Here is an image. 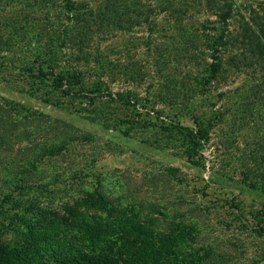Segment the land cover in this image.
Returning a JSON list of instances; mask_svg holds the SVG:
<instances>
[{"label":"rangeland","instance_id":"1","mask_svg":"<svg viewBox=\"0 0 264 264\" xmlns=\"http://www.w3.org/2000/svg\"><path fill=\"white\" fill-rule=\"evenodd\" d=\"M72 1L87 12L88 19L100 7L106 11L110 0ZM139 1L151 23L135 25L137 20L128 17V11L136 0H122L126 5L123 28L107 27L89 32V37L84 33L76 37L77 26L71 29L76 34L72 39L64 31L65 24L74 25L65 0H0V115L8 122V128L0 131L1 177L13 179L11 167L25 163L22 147L55 144L56 136L63 133L82 138L90 135L89 142L83 138L74 143L64 156L42 159L28 154L31 160L39 157L35 165L42 171L31 181L58 190L48 193L50 198L43 205L61 211L73 199L74 188L64 189L72 184L70 171L89 167L82 178L91 173L90 180L103 179L113 203L128 204L132 198L126 190L137 192L138 202L144 203L148 212H155L157 229H165L174 218L194 225L191 233L195 238L188 248L200 250L206 261L264 264V232L259 230L264 222L253 215L264 211V194L243 183V165L252 161V153L264 137V104L246 99L250 75L231 70L224 80L212 85L208 97L199 92L191 101L206 117L223 113L221 119L213 120L211 139L200 148V165L196 166L186 159L178 143L153 129L125 137L112 127L93 122L102 114L124 118V112L135 114V109L125 111L109 97L97 99L95 105L79 97H65L55 89L53 76L45 79L40 72L75 69L93 83L96 72L106 69L107 91L137 96L152 110L148 116L143 112L145 120L159 115L164 122L180 119L185 127H195V116L186 112L183 103L192 98L187 95L191 89L198 90L201 65L212 62V50L200 57V67L197 63L193 77L184 83L181 100L172 106L166 87L172 78L181 80L191 72L180 50L185 40L173 28V18L152 13L151 0ZM237 5L249 19L252 8L259 9L264 0H237ZM234 16L231 31L241 22L238 11ZM207 20L216 17L196 10L185 26L191 29ZM204 34L210 39L216 35L212 29ZM50 126L54 127L50 130ZM171 169L178 172L172 174ZM3 183L0 179V198L6 191ZM260 219L264 221V215Z\"/></svg>","mask_w":264,"mask_h":264},{"label":"trees","instance_id":"2","mask_svg":"<svg viewBox=\"0 0 264 264\" xmlns=\"http://www.w3.org/2000/svg\"><path fill=\"white\" fill-rule=\"evenodd\" d=\"M65 1L69 21L74 25L65 24L64 31L72 39L75 38V32L71 29L77 26L79 28L76 37L79 33L88 36L91 31H100L107 27H124L123 13L126 5L122 0L108 1L106 11L100 7L97 13L91 12L88 19H85L87 12L79 10L72 0ZM150 2V11L157 16L165 13L173 18L172 27L185 40V45L180 50L191 72L181 80L172 78L166 87L167 99L172 106L181 100L184 83L187 78L193 77L197 63L200 67V57L204 54L206 56L209 48L212 50L211 56L208 55L212 62L201 65L203 70L196 85L198 90L191 89L187 95L191 94L192 98L188 99V104L183 103L186 112L195 116V127H185L180 119L164 122L159 115L145 120L142 115L145 113L148 116L152 110L147 104H142L137 96L134 97L129 92L113 95L107 91L108 82L104 80L107 76L106 69L96 72L97 79L93 83L87 80L84 72L75 69L70 71L63 68L56 72L52 68L51 73L40 72L45 79L53 76L55 89L65 97H79L88 100L92 105L96 104L97 99L109 97L111 102L122 106L125 111L135 109V114L124 112V118L102 114L94 118L93 122L102 124L106 129L112 127L125 137L153 129L178 143L186 159L199 166L200 148L210 141L211 130L215 126L213 120L221 119L223 113H217V117L200 114L190 104L193 103L191 101L196 93L201 92L208 97L212 85L224 80L232 70L234 73H247L252 77L247 102L264 104V5H260L259 9L252 8L249 14L252 16L248 19L240 12L237 0ZM141 5V1L136 0L133 2L132 11H128V17L137 20L135 25L151 23L149 15L141 9ZM196 10L200 13L206 12L216 17V20H207L198 27L188 29L185 23L193 18ZM237 11L241 22L238 29L231 31L230 21ZM210 29L216 34L213 39L204 34ZM5 123L0 115V131L8 128V122L1 128ZM63 124L69 126L65 122ZM53 127L50 126L49 129ZM69 136L64 133L57 135L55 144L45 145L43 148H20L26 158L24 164L9 170L14 178L3 180L0 174L6 187L5 194L0 198V264H214L206 261L200 255V250L188 248L195 238V234L191 233L196 229L194 225L174 218L165 229H157L154 224L159 220L154 217L155 212L152 209L148 212L144 203L138 202L137 192L126 190L132 201L124 204L125 206L120 202L113 203L103 179L90 180L91 173L82 178V174L89 167L80 166L70 171L72 184L64 189L74 188L73 199L66 202L61 211L43 205L45 199L50 198L48 193L58 190L55 186L51 191V186L42 181H31L42 174L35 163L40 160L39 157L44 159L67 155L71 145L80 143L83 138L87 142L91 139L90 135L83 138L76 134ZM263 140L257 143V148L252 153V161L243 165V183L251 191L260 190L264 194ZM30 153L39 157L31 160L28 157ZM171 172L175 174L178 170L171 169ZM263 213L264 211H258L253 215L264 222L263 218L260 219ZM259 230L264 232V228Z\"/></svg>","mask_w":264,"mask_h":264}]
</instances>
